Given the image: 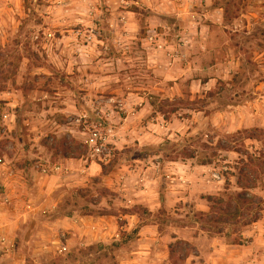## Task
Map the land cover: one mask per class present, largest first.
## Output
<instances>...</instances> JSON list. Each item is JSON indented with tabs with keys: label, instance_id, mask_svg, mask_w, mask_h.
Listing matches in <instances>:
<instances>
[{
	"label": "rangeland",
	"instance_id": "1",
	"mask_svg": "<svg viewBox=\"0 0 264 264\" xmlns=\"http://www.w3.org/2000/svg\"><path fill=\"white\" fill-rule=\"evenodd\" d=\"M1 217L0 264H264V0H0Z\"/></svg>",
	"mask_w": 264,
	"mask_h": 264
},
{
	"label": "trees",
	"instance_id": "2",
	"mask_svg": "<svg viewBox=\"0 0 264 264\" xmlns=\"http://www.w3.org/2000/svg\"><path fill=\"white\" fill-rule=\"evenodd\" d=\"M173 111H171V113H172ZM246 131V130H245ZM167 144H169V142L168 141H166L165 142V144L164 145H167ZM164 145H161V146H164ZM224 148V147H223ZM223 148L221 147V150H223ZM211 162V160L209 161V160H206V161H201L200 162V164L201 165H206V164H209ZM98 165L100 166V176H105L106 175V173H107V167H106V165H104V164H102V163H98ZM239 174H240V176H242L243 175V172L242 171H239ZM240 176H239V178L237 179V182L239 183L240 182ZM95 181H96V179H95ZM242 196V197H241ZM238 198L239 199H241V201H246L247 200V197H246V195L244 194V195H241V194H238ZM201 216H203V214L202 213H199ZM105 215H107V213H105L104 211H98L97 212V214H96V216L97 217H99V216H105ZM68 216H70V215H68ZM119 226V225H118ZM174 250H175V247H174V245H172V244H169L168 245V254H169V256H172V254H173V252H174ZM187 252L185 251V252H183V254H182V258L180 259V261L182 262L183 260H184V258L185 257H187Z\"/></svg>",
	"mask_w": 264,
	"mask_h": 264
},
{
	"label": "crops",
	"instance_id": "3",
	"mask_svg": "<svg viewBox=\"0 0 264 264\" xmlns=\"http://www.w3.org/2000/svg\"><path fill=\"white\" fill-rule=\"evenodd\" d=\"M88 168H91V170H95V172H100V170H99V168H100V166L98 167L96 164H90L89 165V167ZM98 168V169H97ZM98 170V171H97ZM85 217V218H84ZM88 216H83V218H79L80 220H82V219H88L87 218ZM131 217H133L132 216V214H131ZM89 218H91V217H89ZM108 218V216L107 215H105V216H99V217H96V219L97 220H94V219H92L91 221H93V223H94V225L95 226H97V224H101L105 219H107ZM114 218V220L116 219L115 217H113ZM0 220H2V217L0 218ZM140 222V221H139ZM116 223V222H115ZM139 227V223L137 224V226H136V228H138ZM135 228V229H136ZM139 253H141V252H138V254Z\"/></svg>",
	"mask_w": 264,
	"mask_h": 264
}]
</instances>
